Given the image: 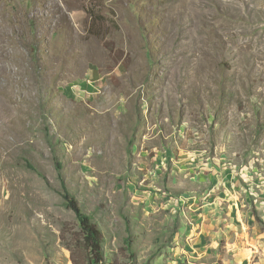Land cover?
<instances>
[{
  "label": "rangeland",
  "instance_id": "374dc122",
  "mask_svg": "<svg viewBox=\"0 0 264 264\" xmlns=\"http://www.w3.org/2000/svg\"><path fill=\"white\" fill-rule=\"evenodd\" d=\"M66 193L102 264H264V0H0V264H89Z\"/></svg>",
  "mask_w": 264,
  "mask_h": 264
},
{
  "label": "trees",
  "instance_id": "16d2710c",
  "mask_svg": "<svg viewBox=\"0 0 264 264\" xmlns=\"http://www.w3.org/2000/svg\"><path fill=\"white\" fill-rule=\"evenodd\" d=\"M32 169H35L31 163H27ZM66 193L68 206L74 210L78 216L81 230L83 233V243L89 252V264L103 263V234L101 228L96 225L92 217L83 212L78 200Z\"/></svg>",
  "mask_w": 264,
  "mask_h": 264
}]
</instances>
